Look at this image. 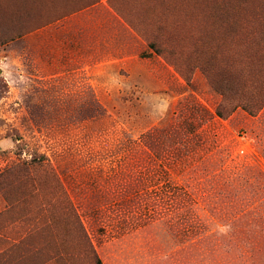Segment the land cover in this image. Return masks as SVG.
<instances>
[{
	"label": "rangeland",
	"instance_id": "obj_1",
	"mask_svg": "<svg viewBox=\"0 0 264 264\" xmlns=\"http://www.w3.org/2000/svg\"><path fill=\"white\" fill-rule=\"evenodd\" d=\"M225 5L230 7L226 0H0V253L7 251L0 264H95L83 253L81 224L103 264H264L261 244L192 250L176 260L175 197L131 196L126 204L134 209L119 218V199L104 180L115 158L129 160L124 149L130 140L187 118L201 122L191 105L212 114L201 129L210 152L222 147L231 168L251 165L264 172V110L251 117L239 109L219 119L223 97L204 72L211 52L215 71L224 69L219 53L228 52L230 38H242L232 35L225 19L263 26L264 0H236L231 11ZM257 51L264 56V43ZM16 138L27 145L22 158ZM34 153L45 154L51 167L30 166L22 181L18 170L7 173ZM171 171L173 185L193 192L187 176ZM53 174L62 187L48 180ZM34 177L45 180L39 192ZM96 188L107 189L106 195ZM240 192L245 201L262 196L257 188L252 195L247 188ZM185 205L186 214L179 215L196 223L194 206ZM254 229L244 224L238 231L241 237L261 232Z\"/></svg>",
	"mask_w": 264,
	"mask_h": 264
},
{
	"label": "trees",
	"instance_id": "obj_2",
	"mask_svg": "<svg viewBox=\"0 0 264 264\" xmlns=\"http://www.w3.org/2000/svg\"><path fill=\"white\" fill-rule=\"evenodd\" d=\"M226 1L230 7L225 5V10L237 9L234 5L236 0ZM113 10L125 22H129L117 9L113 8ZM257 16L262 17L259 14ZM262 20L264 18L260 21ZM225 21L233 27L230 31L232 35L236 32L243 35L240 40H236L235 37L230 38L228 52L219 53L218 57L224 58V69L216 68L215 71V66L212 67V62L216 59V54L213 52L210 53L211 61L206 62L204 72L210 83L221 91L223 97V104L218 107L215 116L219 119H227L240 109L249 116L256 117L264 110V56H259L260 53L257 51L264 43V22L263 26L246 27L243 26L239 17H227ZM237 41H239L238 45L234 46L233 44ZM233 47L239 49L242 47V50L236 52ZM188 109L194 115L203 118L201 122H189L190 118H187L181 123L170 124L153 132L141 134L137 140H130L124 149L125 152L128 151L125 158L129 160L123 162V156L115 158L117 165L113 171L111 170L110 175L104 177V180L109 181L113 197L119 199V202L114 204L117 216L121 218L134 209L131 205L133 203L126 204L131 196L151 197L154 193L163 201L175 197L176 260L178 256L192 250L202 251L200 253L205 254L203 251L220 248L234 250L239 249L241 245L249 248L257 247L259 244L264 246V214L260 213L261 209L264 211V172L260 167L251 165L231 168L230 157L225 154L222 147H217L215 151L210 152L205 147L207 139L204 138L205 134L201 129L211 121L212 114L195 105L189 106ZM16 142H18L16 155L22 158L27 145L22 144L21 138H16ZM123 164L128 168L124 169ZM30 166L34 170L48 169L51 167L50 159L45 154L34 153L31 160H23L8 169L7 173L11 174L18 170L20 181L26 180ZM185 166L190 167L187 172ZM171 170L178 172L180 174L178 176H187L194 186L193 192H188V187L185 185H173ZM126 179H133L135 183L128 180L125 183ZM34 180L37 183L34 185V192H36L45 180L35 177ZM48 180L55 181L57 188L62 187L57 175ZM138 180L141 184L137 183ZM241 188H247L251 195L257 188L258 192H262V196L257 198L259 193H254L252 198L245 201L240 196ZM38 192L35 193L36 196ZM97 192L99 193L98 190ZM106 192L107 189H103L99 194L106 195ZM52 198L58 199L56 194H52ZM8 203L10 205L9 201ZM188 203L194 206L193 214L197 215L196 223L189 222L185 215L184 217L179 215L186 214L183 208ZM59 211L63 214V206H59ZM244 224L261 232L249 231L245 234L246 236L241 237L244 234L240 233L238 228ZM214 226L223 227L226 230H210ZM203 227L206 232L202 230ZM80 228L81 237L85 241L83 253L95 264H103L82 224ZM3 253H0V257H5ZM58 257L63 259L62 255ZM196 260L198 261L197 258Z\"/></svg>",
	"mask_w": 264,
	"mask_h": 264
},
{
	"label": "built area",
	"instance_id": "obj_3",
	"mask_svg": "<svg viewBox=\"0 0 264 264\" xmlns=\"http://www.w3.org/2000/svg\"><path fill=\"white\" fill-rule=\"evenodd\" d=\"M241 152L244 153V150H242Z\"/></svg>",
	"mask_w": 264,
	"mask_h": 264
}]
</instances>
